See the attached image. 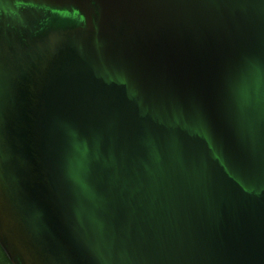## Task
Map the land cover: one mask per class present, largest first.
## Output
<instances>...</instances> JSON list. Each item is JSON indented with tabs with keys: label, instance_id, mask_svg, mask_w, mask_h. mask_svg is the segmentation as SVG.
<instances>
[{
	"label": "water",
	"instance_id": "water-1",
	"mask_svg": "<svg viewBox=\"0 0 264 264\" xmlns=\"http://www.w3.org/2000/svg\"><path fill=\"white\" fill-rule=\"evenodd\" d=\"M0 245L264 264V0H0Z\"/></svg>",
	"mask_w": 264,
	"mask_h": 264
},
{
	"label": "trees",
	"instance_id": "trees-1",
	"mask_svg": "<svg viewBox=\"0 0 264 264\" xmlns=\"http://www.w3.org/2000/svg\"><path fill=\"white\" fill-rule=\"evenodd\" d=\"M0 264H11L3 249L0 246Z\"/></svg>",
	"mask_w": 264,
	"mask_h": 264
}]
</instances>
